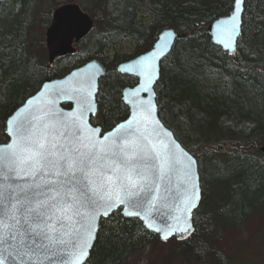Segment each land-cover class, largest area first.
I'll list each match as a JSON object with an SVG mask.
<instances>
[{"label": "trees", "instance_id": "trees-1", "mask_svg": "<svg viewBox=\"0 0 264 264\" xmlns=\"http://www.w3.org/2000/svg\"><path fill=\"white\" fill-rule=\"evenodd\" d=\"M67 1L73 0H7L0 5V142L9 139L7 116L46 77L63 75L93 56L106 60L104 45L114 36L144 51L163 28L185 31L163 59L157 95L161 117L200 162L204 196L193 218L195 232L184 240H163L139 217H127L118 208L101 219L86 264H121L143 238L158 254L166 251L162 264L175 259L206 263L209 257L213 264H237L223 237L264 210V205L256 207L264 199V0H247L237 56L213 43L206 31V23L229 11L233 0H78L94 17L93 30L76 52L50 62L45 29L54 7ZM145 12L154 15L152 22ZM113 51L100 79V110L92 117L99 118L103 129L130 111L121 94L132 75L113 69L123 56Z\"/></svg>", "mask_w": 264, "mask_h": 264}, {"label": "snow or ice", "instance_id": "snow-or-ice-1", "mask_svg": "<svg viewBox=\"0 0 264 264\" xmlns=\"http://www.w3.org/2000/svg\"><path fill=\"white\" fill-rule=\"evenodd\" d=\"M243 3L244 0H235V11L219 24L220 35L228 39L224 46L233 51V34L240 31L238 21ZM159 55L162 53H149L135 66L145 80L141 89L154 83L155 59ZM71 91L75 95L67 98L76 99L81 109L78 115L47 111L41 116L29 114L7 122L11 142L0 146V264L9 258L12 264H43L44 260L80 264L88 240L93 238L92 228L101 214L99 210L107 215L108 209L125 203L133 208H143L146 203L151 207L149 197L153 192L159 193V182L180 163L170 144L159 138V120L150 122L152 133L142 131L151 115V101L148 106H141L139 119L133 117L113 132L94 139L83 133L87 127L84 112L94 111L91 86ZM92 132L99 133L100 129ZM165 134L172 136L170 132ZM170 143L179 147L175 141ZM181 153L187 155L182 149ZM193 163L189 157L183 185L185 202L191 206L199 187L195 182L198 177L192 173ZM86 220L90 223L84 238L74 225L83 226ZM190 230V224L180 229Z\"/></svg>", "mask_w": 264, "mask_h": 264}, {"label": "water", "instance_id": "water-1", "mask_svg": "<svg viewBox=\"0 0 264 264\" xmlns=\"http://www.w3.org/2000/svg\"><path fill=\"white\" fill-rule=\"evenodd\" d=\"M245 2V0H244ZM242 11L240 13L239 23L242 25V16L243 10L245 8L244 3L241 6ZM230 14L221 16L215 19L210 25V30L213 32L214 40L217 44L223 46V48L229 52H234L237 48V40L239 37L238 34H233L234 41L236 44L235 50L231 48H226L224 45L228 42L226 36L220 35L219 24L221 21L226 20L229 16L235 11V0ZM51 24L47 27L46 31V42L49 54V60L53 62L57 56L66 55L69 53H74L76 51L75 41L85 37L90 28L93 25V19L90 17L88 12H85L78 2H65L57 7L53 11ZM241 30V27H240ZM171 32L174 35L165 36V33ZM240 32V31H239ZM180 32L176 30L175 27L169 26L162 30L159 34V38L153 45V47L142 53L135 56V58L124 61L119 65V68L122 72H128L133 75H138L139 80L134 86H126L122 91V98L124 102L130 107L128 115L116 122L114 126L104 129L101 123L94 122L92 116L96 115L99 111V99L98 92L100 90V79L102 75L106 72V65L102 61L96 58H90L89 60L81 63L77 67L67 71L63 75H58L56 77H46L42 84L38 87L37 90L33 91L26 96L24 101L18 105L7 117L6 120V131L8 128V120L16 117L21 119L24 116L29 114L41 116L47 111L52 112H62L65 116L68 115H78L81 111L80 106L78 105L75 98L68 99L69 95H75L71 90L75 88L84 87L93 91L94 100V111H85L84 112V123L87 125L83 129L84 135L92 136L94 139L106 135L110 132H113L118 125L125 123L126 121L133 119V117L139 119L141 117V106H148V102L151 101L152 111L151 115L144 122L142 131L146 133L153 132V124L151 121L159 120L162 127H157L156 131L160 133V139L164 140L165 143H169L170 147L173 148L174 154L179 158L180 163L176 164L173 171L169 173L165 179L159 182V193L153 192L152 197H149L151 201V207L146 203L143 208H133L127 203L118 204L115 208L108 209V214L103 215V209H100V213L94 222V227L92 228L93 238L88 240V247L84 249L85 255L80 257V264H86L93 248L99 237L100 221L103 217H107L112 214L115 210L120 208L125 216H137L142 221H144L146 227L152 231L157 232L160 237L165 240L164 236L167 234V239L175 237L176 239L184 240L187 239L195 232V220L194 214L198 209L199 204L203 199V184L201 183V173H200V162L198 157L189 150L185 144L179 139L175 133V130L166 124L163 117L159 113V106L157 101V91L156 85L161 76V63L162 59L169 53L172 49L171 47L175 43L176 39L180 38ZM166 45V46H165ZM158 52L162 53L155 59V64L157 67V76L154 77V83L149 85L147 89H141L140 86L145 83L144 77L136 71L135 66L140 62L141 57L148 56L149 53ZM126 68H132L133 71H126ZM63 81V83H58ZM138 91V95L136 94ZM57 93H62L58 95ZM31 101V104L28 103ZM67 103L68 105H65ZM21 109L24 111L21 112ZM19 114V115H18ZM99 128V133H93L92 129ZM170 132L172 134L169 138L165 133ZM9 135V133L7 132ZM170 141H175V147ZM11 142V138L6 141H1L0 146L8 144ZM153 142H156L155 139ZM187 155H183L181 153ZM261 150L264 153V144L261 145ZM191 157L195 163L191 165L192 173L195 177H198V180L195 182L198 183V193L194 198V206L186 204L185 202V192L183 185L186 183L185 179V165L188 163V158ZM167 189V192L165 191ZM190 208V210H186ZM138 212L140 215H128L127 213ZM89 221H84L83 226L80 224H75L74 227L81 233L84 238H87V230L89 229ZM191 225L190 232H182L180 229L187 228L188 225ZM151 225V227H148ZM160 229V231H156ZM6 234V233H5ZM71 248L72 245H69ZM78 254V250H77ZM58 261V258H57ZM3 264H12L11 259H6L3 261ZM16 264H19L17 261ZM43 264H53L52 260H44Z\"/></svg>", "mask_w": 264, "mask_h": 264}, {"label": "rangeland", "instance_id": "rangeland-1", "mask_svg": "<svg viewBox=\"0 0 264 264\" xmlns=\"http://www.w3.org/2000/svg\"><path fill=\"white\" fill-rule=\"evenodd\" d=\"M30 6L34 12L33 3ZM132 47L133 43L116 37L111 46H109L108 51L112 53L113 50H117L123 54L132 52ZM95 120L98 122L99 118L96 117ZM263 205L264 199L256 203V207L259 208ZM223 240L226 251L232 256L237 255L234 263L264 264V210L263 214H253L249 219L230 228L225 233ZM164 247L167 250V244ZM165 252L158 254L154 245L143 238L140 241V245L121 264H162L163 261L161 259ZM167 264H213V261L210 260V257L206 263L199 262L196 259L189 260L187 263L181 259H175L168 261Z\"/></svg>", "mask_w": 264, "mask_h": 264}, {"label": "bare ground", "instance_id": "bare-ground-1", "mask_svg": "<svg viewBox=\"0 0 264 264\" xmlns=\"http://www.w3.org/2000/svg\"><path fill=\"white\" fill-rule=\"evenodd\" d=\"M78 2L79 3V5L81 6V8L85 11V12H88L89 13V15H90V17H92V15H91V13L88 11V10H86L85 8H84V6H82V3L80 2V1H78V0H73V1H68V2ZM65 3V2H64ZM64 3H62V4H64ZM233 4H234V0H233V3H232V7H233ZM246 4H247V0H245V2H244V6H245V8H244V12H243V16H242V25H241V30H240V32H239V37H238V40H237V48H236V50L234 51V52H229L227 49V52H228V54L229 55H235V56H237L238 55V53L240 52V39H241V36L243 35V31H244V28H245V26H246V19H247V17H248V12L246 11ZM59 5H61V4H59ZM59 5H57V6H59ZM57 6H55V7H57ZM55 7H54V9H55ZM232 7L230 8V10L232 9ZM54 9H53V11H54ZM227 11V12H224V13H221V14H216L217 16H214L213 17V19H211V20H209L206 24V31H207V33L211 36V39H212V41H213V43H215V44H217L216 42H215V40H214V35H213V32L210 30V25H212V22L215 20V19H217V18H219V17H221V16H224V15H228V14H230V12L231 11ZM141 13L142 12H139L138 13V15L139 16H141ZM145 14L148 16V19L150 20L151 18V20L149 21V22H152L153 21V17H154V15H152V13H148V12H145ZM52 17H53V14H52ZM92 19H93V25H92V27L90 28L91 30L88 32V34L86 35V37L90 34V32L93 30L92 28H93V26H94V24H95V20H94V17H92ZM53 20V19H52ZM52 22V21H51ZM51 24V23H50ZM49 24V25H50ZM48 25V26H49ZM47 26V27H48ZM47 27H46V29H47ZM169 27V26H168ZM167 27V28H168ZM174 27V26H173ZM46 29H45V31H46ZM165 28H163L162 30H164ZM162 30H159V32L157 33V38L156 39H154V41L152 42V44L148 47V48H146V50H144V51H139L138 50V46L137 45H135L133 42V47L131 48V50H132V52H128V53H123L122 55V59H120L119 61H117V63H116V67L114 66V65H112V67H113V69L114 70H116L117 72H119V73H125V74H129V75H132V80L130 79L129 80V82L128 83H125V86L122 88V91L125 89V87L126 86H134V85H136V83L138 82V80H139V76L136 74V75H133V74H131V73H128V72H122L121 70H120V68H119V65L121 64V63H123L124 61H127V60H130V59H133V58H135V56H137V55H140V54H142V53H145L146 51H148V50H150L152 47H153V45L155 44V42L157 41V39L159 38V34L162 32ZM177 30V29H176ZM178 31V30H177ZM178 32H180L181 34H180V37H183L184 35H186L187 33L185 32V31H178ZM46 33H47V31L45 32V42H46ZM136 36H137V34H135ZM116 37H119V36H114L113 38H112V40L110 41V43L106 46V45H104V51H105V54L107 55V59L106 60H102V59H99V58H97V57H91V58H96V59H98V60H100V61H102L103 63H105V65H106V72L105 73H107V71H108V62L107 61H109V59L112 57V55H113V53H114V51L111 53V52H109L108 51V49H109V46H111V44L113 43V41L115 40V38ZM179 39V38H178ZM127 40V39H126ZM82 41V38L81 39H79V40H77V41H75V42H81ZM129 41V40H128ZM176 41H177V39H176ZM176 41H175V43H176ZM130 42V41H129ZM131 43V42H130ZM175 43L173 44V46L171 47L172 49L169 51V53H171V51L174 49L173 47H174V45H175ZM46 45H47V42H46ZM217 45H219V44H217ZM106 46V47H105ZM219 46H221V45H219ZM222 48H223V46H221ZM224 49V48H223ZM225 50V49H224ZM225 50V51H226ZM76 52V51H75ZM120 52V51H119ZM121 53V52H120ZM169 53L166 55V56H168L169 55ZM70 54V53H69ZM165 56V57H166ZM164 57V58H165ZM163 58V59H164ZM90 59V58H89ZM88 59V60H89ZM163 59H162V62H163ZM87 61V60H86ZM85 62V61H84ZM83 63V62H82ZM80 65V64H79ZM161 67H162V63H161ZM160 72H161V70H160ZM104 73V74H105ZM161 75H162V72H161ZM161 77V76H160ZM160 79V78H159ZM131 82V83H130ZM130 83V84H129ZM210 84V85H209ZM212 85V81L211 80H209V82H208V88H209V86H211ZM156 91H157V89H156ZM121 96H122V94H121ZM123 97V96H122ZM158 97V96H157ZM159 106V105H158ZM160 107V106H159ZM221 124L222 123H218L217 124V126H219L220 128H223L222 126H221ZM225 124V123H224ZM224 126V125H223ZM264 144V143H263ZM262 145V144H261ZM261 145H260V148H261ZM262 151V150H261ZM262 153H263V151H262ZM264 154V153H263ZM200 173H201V171H200ZM201 177H202V173H201Z\"/></svg>", "mask_w": 264, "mask_h": 264}, {"label": "flooded vegetation", "instance_id": "flooded-vegetation-1", "mask_svg": "<svg viewBox=\"0 0 264 264\" xmlns=\"http://www.w3.org/2000/svg\"><path fill=\"white\" fill-rule=\"evenodd\" d=\"M4 2H7V0H0V5H1L2 3H4ZM85 37H86V36H85ZM85 37H83L82 40H83ZM78 43H79V42H78ZM78 43H76V46H77ZM157 88H158V87H157ZM157 90H158V89H157ZM157 101H158V97H157ZM22 102H23V101H22ZM19 105H20V104H19ZM12 111H13V110H12ZM12 111H11V114H12ZM9 115H10V114H9ZM9 115H8V116H9ZM8 116H7V117H8ZM6 120H7V118H6ZM5 124H6V122H5ZM6 127H7V124H6Z\"/></svg>", "mask_w": 264, "mask_h": 264}]
</instances>
